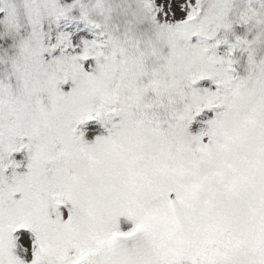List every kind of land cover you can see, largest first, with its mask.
I'll return each mask as SVG.
<instances>
[{
  "label": "snow or ice",
  "instance_id": "snow-or-ice-1",
  "mask_svg": "<svg viewBox=\"0 0 264 264\" xmlns=\"http://www.w3.org/2000/svg\"><path fill=\"white\" fill-rule=\"evenodd\" d=\"M0 264H264V0H0Z\"/></svg>",
  "mask_w": 264,
  "mask_h": 264
}]
</instances>
